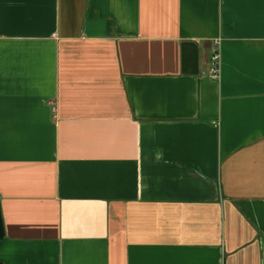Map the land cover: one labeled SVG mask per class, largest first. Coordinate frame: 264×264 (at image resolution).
Instances as JSON below:
<instances>
[{
	"label": "crops",
	"instance_id": "crops-1",
	"mask_svg": "<svg viewBox=\"0 0 264 264\" xmlns=\"http://www.w3.org/2000/svg\"><path fill=\"white\" fill-rule=\"evenodd\" d=\"M0 208L1 264H264V0H0Z\"/></svg>",
	"mask_w": 264,
	"mask_h": 264
},
{
	"label": "water",
	"instance_id": "water-1",
	"mask_svg": "<svg viewBox=\"0 0 264 264\" xmlns=\"http://www.w3.org/2000/svg\"><path fill=\"white\" fill-rule=\"evenodd\" d=\"M183 72L197 74L199 72V49L193 42H184L183 45ZM5 235L0 208V239Z\"/></svg>",
	"mask_w": 264,
	"mask_h": 264
},
{
	"label": "built area",
	"instance_id": "built-area-1",
	"mask_svg": "<svg viewBox=\"0 0 264 264\" xmlns=\"http://www.w3.org/2000/svg\"><path fill=\"white\" fill-rule=\"evenodd\" d=\"M213 61H214V65L213 67L210 69V76L213 79H219L220 77V66H219V53H215L213 55Z\"/></svg>",
	"mask_w": 264,
	"mask_h": 264
},
{
	"label": "trees",
	"instance_id": "trees-1",
	"mask_svg": "<svg viewBox=\"0 0 264 264\" xmlns=\"http://www.w3.org/2000/svg\"><path fill=\"white\" fill-rule=\"evenodd\" d=\"M1 264V263H0Z\"/></svg>",
	"mask_w": 264,
	"mask_h": 264
}]
</instances>
